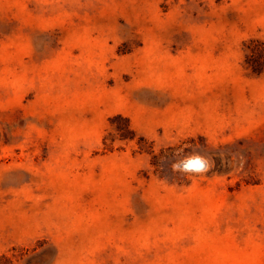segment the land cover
<instances>
[{
    "label": "rangeland",
    "instance_id": "1",
    "mask_svg": "<svg viewBox=\"0 0 264 264\" xmlns=\"http://www.w3.org/2000/svg\"><path fill=\"white\" fill-rule=\"evenodd\" d=\"M0 264H264V0H0Z\"/></svg>",
    "mask_w": 264,
    "mask_h": 264
},
{
    "label": "bare ground",
    "instance_id": "2",
    "mask_svg": "<svg viewBox=\"0 0 264 264\" xmlns=\"http://www.w3.org/2000/svg\"><path fill=\"white\" fill-rule=\"evenodd\" d=\"M207 166L206 161L201 157H192L185 161L186 170L200 172Z\"/></svg>",
    "mask_w": 264,
    "mask_h": 264
},
{
    "label": "trees",
    "instance_id": "3",
    "mask_svg": "<svg viewBox=\"0 0 264 264\" xmlns=\"http://www.w3.org/2000/svg\"><path fill=\"white\" fill-rule=\"evenodd\" d=\"M122 119V118H121ZM126 121V120H125ZM126 122H128V121H126ZM128 129V128H127ZM130 131V130H129ZM118 132H119V134H120V136H121V138L122 139H128V137H126L125 135H123L122 134V132H120V130H118ZM132 133V132H131Z\"/></svg>",
    "mask_w": 264,
    "mask_h": 264
},
{
    "label": "water",
    "instance_id": "4",
    "mask_svg": "<svg viewBox=\"0 0 264 264\" xmlns=\"http://www.w3.org/2000/svg\"><path fill=\"white\" fill-rule=\"evenodd\" d=\"M182 166L185 168V162L182 164ZM186 169V168H185Z\"/></svg>",
    "mask_w": 264,
    "mask_h": 264
}]
</instances>
